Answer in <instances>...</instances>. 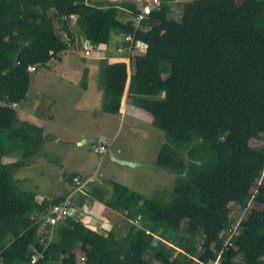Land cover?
<instances>
[{
  "label": "trees",
  "instance_id": "obj_1",
  "mask_svg": "<svg viewBox=\"0 0 264 264\" xmlns=\"http://www.w3.org/2000/svg\"><path fill=\"white\" fill-rule=\"evenodd\" d=\"M121 7L132 19H122ZM170 12V0L140 20L134 1L0 0V264H153L147 254L158 264H264V144L251 145L264 140V0H184L180 20ZM112 32L145 52L101 59L102 109L119 113L127 97L148 112L164 140L156 163L175 175L170 202L103 181L114 191L108 206L142 219L129 221L126 236L92 228L77 213L44 223L67 195L40 200L15 176L47 135L13 106L27 99L32 72L61 60L78 33L107 45ZM64 175L74 189L80 174ZM92 188L83 191L101 193ZM251 201L261 207L234 229L232 205ZM35 248L42 256L32 263Z\"/></svg>",
  "mask_w": 264,
  "mask_h": 264
},
{
  "label": "rangeland",
  "instance_id": "obj_2",
  "mask_svg": "<svg viewBox=\"0 0 264 264\" xmlns=\"http://www.w3.org/2000/svg\"><path fill=\"white\" fill-rule=\"evenodd\" d=\"M124 1L138 2V6L142 8L140 0ZM154 2L150 0L152 5ZM170 5V17L180 20L184 0H170ZM119 15L124 20L132 19V13L125 9H120ZM74 20L71 17V26H74ZM56 25L60 29L61 24ZM119 36L120 33L112 32L107 45H86V39L78 33L73 45L63 52L61 60L53 58L46 66L32 72L27 99L13 106L18 118L42 125L44 134L47 135L39 154L30 159L26 166L18 169L15 176L22 189L37 191L40 200L63 196L70 191L67 176L64 175L67 172H81L86 177L93 176L94 187H99L101 193L85 194L84 205H77L74 209L80 212L81 220L91 226L93 223L98 226L105 225L106 229L112 227L117 234L126 236L129 223L141 226L142 219L127 220L118 207L108 206V201L114 198V191L105 185L99 186V182L104 181L110 187L116 181L143 197L170 202L175 175L167 168L157 163L155 165L163 134L152 125L150 116L146 114L144 119L141 111L137 110L131 116L124 115L126 99L122 100V112L112 114L102 109L105 96L104 90L99 86L101 59L129 61L133 55L143 54L145 51L143 44L133 42L125 34L121 36L123 41L117 42ZM125 41H129L127 45ZM111 48H116L115 54L110 53ZM93 137H104L105 141L108 139L115 151L121 150L117 153L118 156L143 163L136 166L122 165L112 161L106 153L95 151V147L102 144L101 142L81 143L82 140ZM263 144V139L251 140L252 146L259 148ZM18 158V155H13L6 157L4 161ZM252 206L261 207L255 201H251L246 209L232 205L234 229H238L240 220L247 216ZM92 213L98 214L94 222L84 219ZM225 233L228 236L231 234L229 230H225ZM147 257L154 261L153 264H158L152 255L147 254Z\"/></svg>",
  "mask_w": 264,
  "mask_h": 264
},
{
  "label": "built area",
  "instance_id": "obj_3",
  "mask_svg": "<svg viewBox=\"0 0 264 264\" xmlns=\"http://www.w3.org/2000/svg\"><path fill=\"white\" fill-rule=\"evenodd\" d=\"M141 1V15L139 16L138 20H140V18H142L143 16L149 14L151 12L152 9L156 8L158 9L160 6V0H154V4L152 5L150 3V0H140ZM74 17L75 16H71ZM75 22V20H74ZM86 53H88V51H86ZM109 150V146L108 144H100L97 147H95V151L98 153H104L107 152ZM95 181V178L93 176H88V177H83L81 175H76L73 178V183H74V190L72 191V193L67 196L66 200L63 201L60 204L55 205L49 212V214L47 216L44 217V223L50 224V226H54L58 220L63 219L64 217H66L69 214H72L74 212V207L72 206V204L75 202L74 201V196L76 195V192L78 190H82L84 188H87V185L92 182ZM51 234L49 235V241L52 239L51 238ZM78 253V257H79V261L81 262H85L86 257L84 254H82L80 251L77 252ZM42 256V251H39L37 248L34 249V252L32 253L31 256V262L34 263L36 262L40 257Z\"/></svg>",
  "mask_w": 264,
  "mask_h": 264
},
{
  "label": "crops",
  "instance_id": "obj_4",
  "mask_svg": "<svg viewBox=\"0 0 264 264\" xmlns=\"http://www.w3.org/2000/svg\"><path fill=\"white\" fill-rule=\"evenodd\" d=\"M122 1H124V0H121V1H119V2H122ZM136 4H137V6H138V2H136ZM139 7V6H138ZM140 8V7H139ZM122 9H125V10H127V11H130V13H132V11L130 10V9H128V8H126V7H121V10ZM141 9V8H140ZM132 18V17H131ZM124 19V18H123ZM128 20V19H127ZM123 35V33H120V36H119V40H117V42H121V41H123V39H122V36ZM86 45H88L87 44V40H86ZM89 45H90V42H89ZM119 51V50H118ZM145 52V51H144ZM110 53L111 54H115L116 53V48H111L110 49ZM131 57V56H130ZM124 99H126V102H125V109L126 110H124L123 109V111H124V115H129V116H131L132 114H136V111L135 110H137V111H141V113L144 115V119H146V114H147V116H150V122L152 123V117H151V115L148 113V112H146V111H143L142 109H140V108H137V107H134V106H132V105H130L128 102H127V98L125 97ZM134 108V109H133ZM127 110H130L129 111V113L128 114H126V111ZM120 112H122L121 110H120ZM158 134H160L159 132H158ZM104 138V137H103ZM105 139V138H104ZM164 142V140H162L161 141V143H163ZM105 144H108V146H109V149H111L117 156H118V152H120L121 150L120 149H117L116 151L111 147L112 145L111 144H109V141H108V139H106V141H105ZM162 145V144H161ZM161 145H160V148H161ZM160 150V149H159ZM131 151H133V150H131ZM104 153H106L108 156H109V158H110V154H109V150L107 151V152H104ZM118 157H120V156H118ZM120 158H122V159H127L126 157H120ZM111 159V158H110ZM127 160H129V159H127ZM132 159H130V161H131ZM113 161V160H112ZM134 162V161H133ZM156 162H157V160H156ZM156 162H155V165L157 166V164H156ZM141 163H143V162H141ZM123 165V164H122ZM155 166V167H156ZM76 173H78V174H80L81 176H85V175H83V173H81V172H76ZM86 177V176H85ZM93 183H95V182H92V183H89L88 185H87V188L86 189H88V191L89 192H92V190H93V186H94V184ZM97 183V182H96ZM102 183H103V181L102 182H99V186H101L102 185ZM71 188V187H70ZM74 188V187H73ZM74 189H70V191L68 192L69 194H70V192H72ZM111 190V189H110ZM81 191H82V193H83V195L81 194ZM68 193L66 194V195H68ZM85 194H88V193H86V192H84L83 191V189L82 190H78L77 192H76V195L74 196V201H76V204H77V199H78V197H83V203H82V205H84V203L86 202V197H84V195ZM88 195H90V194H88ZM81 205V206H82ZM106 212V211H105ZM105 212H104V214H105ZM74 213H77L78 214V216H80V212L77 210V209H74ZM82 217V216H81ZM96 217H98V214L96 215L95 213H92V214H90V215H87V216H85V218L84 219H86L87 218V220H89V221H91V222H94V220H96ZM90 219H92V220H90ZM106 221V220H105ZM103 221H102V219H101V223H102ZM85 223L88 225V226H90V227H92V228H95V229H97V230H103V229H105L106 227H105V225H99L98 226V224L96 225L95 223H93L92 225L93 226H91V224H88V222H86L85 221ZM95 226V227H94ZM102 227H105V228H102ZM111 228V227H110Z\"/></svg>",
  "mask_w": 264,
  "mask_h": 264
},
{
  "label": "water",
  "instance_id": "obj_5",
  "mask_svg": "<svg viewBox=\"0 0 264 264\" xmlns=\"http://www.w3.org/2000/svg\"><path fill=\"white\" fill-rule=\"evenodd\" d=\"M87 44H89V40H87ZM95 141H99L101 143H105V139L103 137H93V138H88L87 140H82L81 143H86V142H95ZM109 154H110V157L113 161H116V162H119L121 164H129V165H132V166H136V165H140L142 164L141 162H133V161H130V160H127V159H122L120 157H118L111 149H109ZM83 203V197H78L77 199V205L81 206Z\"/></svg>",
  "mask_w": 264,
  "mask_h": 264
},
{
  "label": "clouds",
  "instance_id": "obj_6",
  "mask_svg": "<svg viewBox=\"0 0 264 264\" xmlns=\"http://www.w3.org/2000/svg\"><path fill=\"white\" fill-rule=\"evenodd\" d=\"M90 42V41H89ZM72 46V45H71ZM103 144H105V143H103ZM84 189H86V188H84ZM74 213V212H73Z\"/></svg>",
  "mask_w": 264,
  "mask_h": 264
}]
</instances>
